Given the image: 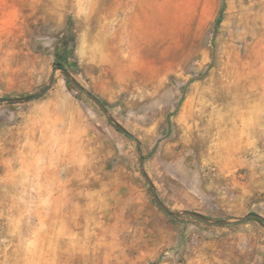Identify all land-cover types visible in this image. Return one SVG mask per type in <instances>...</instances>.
I'll list each match as a JSON object with an SVG mask.
<instances>
[{"label": "rangeland", "instance_id": "rangeland-1", "mask_svg": "<svg viewBox=\"0 0 264 264\" xmlns=\"http://www.w3.org/2000/svg\"><path fill=\"white\" fill-rule=\"evenodd\" d=\"M57 68L0 103V264H264V0H0V99Z\"/></svg>", "mask_w": 264, "mask_h": 264}, {"label": "water", "instance_id": "water-1", "mask_svg": "<svg viewBox=\"0 0 264 264\" xmlns=\"http://www.w3.org/2000/svg\"><path fill=\"white\" fill-rule=\"evenodd\" d=\"M63 71L66 75V77L74 84L76 85L77 87H79L82 91H83V88L81 86H79L75 81H73L69 75V73L66 71V70H63L61 68H57L54 70V73L52 74L51 78H50V81H49V84L44 87L37 95L33 96V97H28L26 99H18V100H14V99H0V103H23V102H30V101H34L38 98H40L41 96H43L54 84L55 82V78H56V72L57 71ZM87 95L92 98L93 100H95L97 102V104L103 109V111L105 112V114L107 113L106 111V108L105 106L103 105V103L101 101H99L98 99H96L95 97H93L92 95L88 94ZM109 121L111 123H113L115 125V127L120 130L121 132H123L125 135L131 137L133 139V137L126 131L124 130L121 126L117 125L114 123V121L112 119L109 118ZM138 143V142H137ZM139 145V143H138ZM143 162H144V159L143 157H141V167H143ZM144 177L148 180L149 184L151 185L152 187V191H153V195H154V198L156 200V202L158 203V205L161 207V209L167 214L169 215L170 217L172 218H177V217H182V216H191V217H194V218H197L207 224H211V225H215V226H220V225H228V224H233V223H236V222H210L209 220H207L205 217L199 215V214H196V213H192V212H183V213H178V214H174V213H170L166 208L165 206L162 204V202L159 200V198L157 197L155 191H154V188L151 184V182L149 181L148 177L146 176L145 173H143ZM249 218H255V219H259V220H262L261 217L257 216V215H249L247 217H245L243 220L239 221V222H242V221H245Z\"/></svg>", "mask_w": 264, "mask_h": 264}, {"label": "trees", "instance_id": "trees-1", "mask_svg": "<svg viewBox=\"0 0 264 264\" xmlns=\"http://www.w3.org/2000/svg\"><path fill=\"white\" fill-rule=\"evenodd\" d=\"M71 34H72V33H71ZM64 44H65V46H67V43H64ZM69 69H71V70H72L73 72H75V73H78V71H79V69H78L76 63L72 64V65L69 67Z\"/></svg>", "mask_w": 264, "mask_h": 264}]
</instances>
